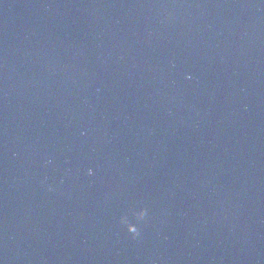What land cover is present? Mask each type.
Returning <instances> with one entry per match:
<instances>
[{"label": "water", "instance_id": "water-1", "mask_svg": "<svg viewBox=\"0 0 264 264\" xmlns=\"http://www.w3.org/2000/svg\"><path fill=\"white\" fill-rule=\"evenodd\" d=\"M0 264H264V0H0Z\"/></svg>", "mask_w": 264, "mask_h": 264}]
</instances>
